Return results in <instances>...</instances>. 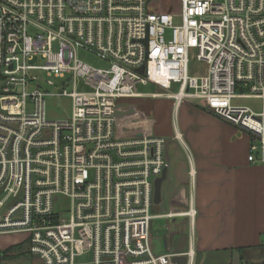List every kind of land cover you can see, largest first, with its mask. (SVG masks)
Segmentation results:
<instances>
[{
  "label": "built area",
  "instance_id": "obj_1",
  "mask_svg": "<svg viewBox=\"0 0 264 264\" xmlns=\"http://www.w3.org/2000/svg\"><path fill=\"white\" fill-rule=\"evenodd\" d=\"M180 1L155 12L151 0H0V236L22 235L42 264H194L192 244L153 249V219L175 213H154L167 139L118 114L120 99L146 96L140 84L203 101L264 166V107L235 103L264 101V0ZM81 45L106 64L81 59ZM52 96L70 99L69 117L49 118ZM183 214L193 223L196 210Z\"/></svg>",
  "mask_w": 264,
  "mask_h": 264
},
{
  "label": "crops",
  "instance_id": "obj_2",
  "mask_svg": "<svg viewBox=\"0 0 264 264\" xmlns=\"http://www.w3.org/2000/svg\"><path fill=\"white\" fill-rule=\"evenodd\" d=\"M151 96L162 97L158 102L170 112L156 131L167 139L169 161L158 214L175 213L159 217L172 221L161 245L152 235L154 251L184 253L192 244L194 264H264V166L248 160L250 135L209 112L203 101ZM191 205L193 223L183 214ZM176 227L188 234L187 246L174 244ZM10 236L16 239L0 241V250L23 243L18 235L0 239Z\"/></svg>",
  "mask_w": 264,
  "mask_h": 264
},
{
  "label": "rangeland",
  "instance_id": "obj_3",
  "mask_svg": "<svg viewBox=\"0 0 264 264\" xmlns=\"http://www.w3.org/2000/svg\"><path fill=\"white\" fill-rule=\"evenodd\" d=\"M151 7L152 10L155 12H161L165 10H171L173 12L180 11L181 8V1L180 0H151ZM77 55L83 59L84 61L94 65V66H104L106 62L102 59V57L96 53L92 48H88L86 46L81 45L78 48ZM207 64L205 62L199 60H192L190 63V73L191 74H205L207 70ZM38 76H44L43 73L37 72ZM71 86L69 90H71ZM177 88L174 89L176 91ZM138 91L141 93H145L146 96L137 100L136 98H125L119 100V111H123V114H120L122 118H125L126 122H129L130 119L131 129L133 130H144L145 132H153L156 134L157 129H160L161 126L166 125V118L170 112L166 109V105L158 102V100L163 99L162 97H152V93H156L159 91H165L163 88L158 87L155 84H148V85H138ZM144 101V102H143ZM191 101V100H189ZM198 103V101H194ZM140 104V106L137 105ZM235 103L248 105L249 107L253 108L255 111H262L264 107V101L260 98L255 97H244L238 98L235 100ZM210 112V111H209ZM47 113L49 118L51 119H63L70 116L71 113V101L68 97H59V96H52L47 98ZM212 113V112H211ZM128 116L129 118H126ZM165 122V123H164ZM164 123V124H163ZM69 200L61 197L57 203L58 208L67 209L69 207ZM159 205V204H158ZM155 203L154 213L158 214L161 210V206H158ZM175 220V219H174ZM185 220L183 219H176V221ZM172 220H166L162 218H154L151 223L152 228V235L154 238L155 245H161L163 242V237L169 233L167 231L168 222ZM181 222V221H180ZM177 224L178 228H180L181 224ZM184 224V223H182ZM177 227L174 228L175 232V239L174 244L180 247L188 245V234L184 235L182 231L177 230ZM172 233V230H171ZM156 237H159L156 239ZM23 236L18 235L17 240H22ZM6 239V240H4ZM16 238L14 236L6 237L0 239V241L4 240V243L8 244L14 241ZM162 241V242H161ZM1 244V243H0ZM7 244V245H8ZM19 244V243H17ZM16 244V245H17ZM11 247L14 245H10ZM26 249H28V244H25ZM8 248V247H7ZM6 248V249H7ZM5 250V249H3ZM0 250V251H3ZM29 250V249H28ZM7 253V251H6ZM9 253V252H8ZM2 264H42L41 260L37 257L32 255L31 253H22L19 254V250H15L13 253L8 254L4 257ZM236 264V261H235Z\"/></svg>",
  "mask_w": 264,
  "mask_h": 264
},
{
  "label": "water",
  "instance_id": "obj_4",
  "mask_svg": "<svg viewBox=\"0 0 264 264\" xmlns=\"http://www.w3.org/2000/svg\"><path fill=\"white\" fill-rule=\"evenodd\" d=\"M140 71L141 72H144V66H142L140 68ZM124 112L123 111H118V114H123ZM167 177V170H164V172L162 173V175L160 177H158L155 181V203L156 204H159L161 201H162V184H163V181L166 179ZM2 259V254L0 253V261ZM173 261L178 263V264H186V261H187V257L184 256V255H178V256H175L173 258Z\"/></svg>",
  "mask_w": 264,
  "mask_h": 264
},
{
  "label": "trees",
  "instance_id": "obj_5",
  "mask_svg": "<svg viewBox=\"0 0 264 264\" xmlns=\"http://www.w3.org/2000/svg\"><path fill=\"white\" fill-rule=\"evenodd\" d=\"M167 11H171V10H167ZM15 250H19V254L28 253L29 252L28 249H26V247H25V243H19L17 245L12 246V247L9 246L7 249H5L3 251H0V253L2 254L1 261L4 260V257H6L8 254L13 253ZM6 251H7V253H6Z\"/></svg>",
  "mask_w": 264,
  "mask_h": 264
}]
</instances>
